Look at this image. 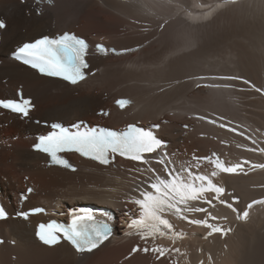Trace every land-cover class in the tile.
<instances>
[{
  "label": "bare ground",
  "instance_id": "obj_1",
  "mask_svg": "<svg viewBox=\"0 0 264 264\" xmlns=\"http://www.w3.org/2000/svg\"><path fill=\"white\" fill-rule=\"evenodd\" d=\"M221 4L223 0H207L206 7L198 8L193 0H53L49 6L34 0H0V19L7 23L0 42V97L14 96L21 85L35 103L31 117L42 120L72 123L88 119L112 127L128 122L158 123V133L178 161L193 153L212 152L228 163L246 160L249 164L244 165V173H221L216 179L240 198L234 206L242 213L252 200L264 199V179L257 181L264 176V168L257 173L255 167L250 169L254 162H264L259 155V149H264V0H234L217 9ZM37 8L41 9L39 15ZM212 9L217 10L210 20L193 19ZM63 30H74L92 42L104 36L103 41L119 49L143 46L125 56L91 54L94 75L76 86L38 76L6 57L25 40ZM208 72L243 77L262 91L249 88L242 80L218 82L240 90L194 87L196 80L189 78L204 77ZM122 95L130 96L132 104L116 110L113 101ZM100 109H109V115H96ZM173 109L208 113L218 124L236 128L237 133L195 124ZM183 124L189 126L187 130ZM46 130L6 113L0 117V198L12 213L18 193L32 184L25 207L53 200L81 208L99 203L115 209L120 222L125 220L124 211L135 209L128 202L139 176L134 170L142 166L118 160L115 168L105 167L77 156L73 160L79 168L73 173L46 166V158L31 151L32 134ZM154 167L162 173L160 167ZM205 168L210 170L208 165ZM232 195L225 198L231 202ZM248 211L247 220H237L224 205L212 209L213 215L227 217L221 221L232 228L226 237L207 236L204 227L170 218L186 235L175 244L169 240L157 243L180 248L182 255L159 261L151 253L129 255L132 247L139 244L143 248L144 243L135 235L122 234L119 223L114 237L97 250L76 254L66 244L47 247L34 238L36 223L50 215L28 222L8 218L0 221V235L6 238L0 245V264H264V205L256 204ZM193 218L203 215L193 214Z\"/></svg>",
  "mask_w": 264,
  "mask_h": 264
},
{
  "label": "snow or ice",
  "instance_id": "obj_2",
  "mask_svg": "<svg viewBox=\"0 0 264 264\" xmlns=\"http://www.w3.org/2000/svg\"><path fill=\"white\" fill-rule=\"evenodd\" d=\"M21 2L24 3L26 0H21ZM44 2L51 4L53 0H36L37 4ZM232 2L234 0H223V4L217 5V9ZM198 7L206 6L201 4ZM217 9L204 13L203 17L196 16L193 19L206 20ZM36 12L39 15L41 9L37 8ZM6 27V21L0 19V30ZM160 27L163 28L164 24ZM132 51L133 49L130 48L118 51L116 48L105 47L103 44L95 45V52L104 56L123 55ZM89 53L90 45L85 38L65 31L56 35H41L34 40L24 42L11 52V56L42 76L59 78L76 86L89 76L90 64L87 59ZM189 79L196 81L204 79L242 80L243 83L255 88L257 92L262 91L240 76L190 77ZM201 86L214 89L232 88V85L228 83L196 84L197 88ZM115 103L123 110L132 101L120 98ZM34 108L32 98L26 97L22 89L17 90L15 98H0V109L18 114L22 118H30V113ZM98 114L109 115L103 109ZM198 119L207 118L200 116ZM208 122L217 124L216 119H210ZM218 126L227 128L230 132L237 131L236 128L229 127L226 123H220ZM50 127L52 130L39 135L32 148L39 153L46 154L51 165L76 172L78 170L76 166L63 155V153L74 152L100 166H111L117 156L135 161L142 166L134 170L139 176L133 184V194L128 197V202L133 204L135 209L124 211L126 231L123 234L137 236L144 243V247L141 248L137 244L132 247L129 255L138 252L151 253L157 261L164 257L182 255L180 248L157 243L158 240H169L175 244L177 240L186 235L182 230H177L170 218L204 227L207 229V236L216 233L226 237L232 228L221 222L227 221V217L213 215L212 209L217 204L230 209L236 214L237 220H247L249 209L256 204L264 205V199L252 200L241 213L234 206L240 202V198L228 193L225 186L216 182L221 173H244V165L249 164L248 161L228 163L216 152L203 156L193 153L189 159L178 161L175 154L168 152V142L157 135L160 124H152L146 128L137 123H130L122 130H114L100 126L87 127L84 121H78L71 127H65L57 122L51 123ZM183 127L187 129L189 126L185 124ZM239 135L243 136L244 133L240 132ZM247 138L251 139V137ZM252 143L255 144L256 141L252 140ZM255 150L250 149V151ZM149 156L156 157L155 164L162 168V173L152 166L153 162L149 160ZM205 165L210 166V170L205 168ZM253 167L264 168V164L250 165V169ZM202 168L205 170L202 171ZM32 191L33 189L29 187L26 193L30 194ZM26 193L22 192L19 199L26 200ZM226 195H232L231 202L225 198ZM41 213H46L44 207H33L27 211H16L15 217L27 220L30 215ZM56 214L61 217L66 216V220L51 219L37 226L35 235L45 245L53 246L66 241L77 253H92L114 235L115 216L112 212L88 207H74L68 209L67 213L60 211ZM193 214H202L203 218H193ZM8 218L9 212L3 205H0V220Z\"/></svg>",
  "mask_w": 264,
  "mask_h": 264
},
{
  "label": "rangeland",
  "instance_id": "obj_3",
  "mask_svg": "<svg viewBox=\"0 0 264 264\" xmlns=\"http://www.w3.org/2000/svg\"><path fill=\"white\" fill-rule=\"evenodd\" d=\"M215 13H213V15H214ZM212 15V16H213ZM212 16H210L208 19H206L205 21H207V20H210V18L212 17ZM80 25H76V27H78V26H81V23H79ZM92 36H94V35H92ZM5 125V124H4ZM6 126V125H5ZM12 139L13 140H16L17 138H16V136H12ZM176 150V149H175ZM120 219V218H119Z\"/></svg>",
  "mask_w": 264,
  "mask_h": 264
}]
</instances>
